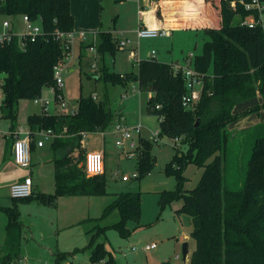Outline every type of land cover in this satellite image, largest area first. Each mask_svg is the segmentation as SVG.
<instances>
[{"label": "trees", "instance_id": "obj_1", "mask_svg": "<svg viewBox=\"0 0 264 264\" xmlns=\"http://www.w3.org/2000/svg\"><path fill=\"white\" fill-rule=\"evenodd\" d=\"M243 1L220 0L221 26L205 28L209 38L193 63L201 81L200 96L188 105L183 99L189 90L182 68L150 57L138 62L137 71L121 74L111 71L104 62L106 55H114L119 49V40L110 30L99 31L96 41L85 44L87 48L96 45L101 55L98 79L105 85L136 81L142 91L152 93L148 113L159 117L158 135L174 140L176 152L167 163L166 173L174 175L177 184L172 190L160 192L159 203L163 209L180 202L175 212L190 216V236L196 246L187 264H264V122L238 127L241 133L238 129L232 132V125L239 126L241 118L264 109V21L253 27L245 23L249 17L257 19L258 11L245 7L250 0ZM0 15H28L32 23L39 22L43 28V34L35 41L27 40L24 47L17 36L0 44L1 109L13 127L19 101L40 97L45 87L55 85V66L67 53L64 40L56 34L73 31L75 17L71 0H0ZM94 94L81 95L74 112L49 113L44 108L42 113L28 117L31 149L38 131L51 129L54 133L55 191L33 192L28 197L13 198L9 206H0L8 214L6 238L0 242L3 260L21 256L18 202L36 200L51 205L60 196L107 193L105 171L92 177L85 173L87 152L82 133L106 131L122 116L116 114L107 96L100 99ZM239 133L252 143L244 176L232 182L226 169L229 148ZM182 144L187 145L186 150ZM152 145V139L141 138L137 177L148 174L156 162ZM189 164L202 168L197 185L191 189L185 188L184 172ZM116 210L120 214L117 222H96L92 227L89 264H120L97 238L109 228L122 237L131 234L129 221L139 222L141 218V192L115 193L99 219ZM71 253L56 252L53 264H64ZM159 264L174 263L166 259Z\"/></svg>", "mask_w": 264, "mask_h": 264}, {"label": "rangeland", "instance_id": "obj_2", "mask_svg": "<svg viewBox=\"0 0 264 264\" xmlns=\"http://www.w3.org/2000/svg\"><path fill=\"white\" fill-rule=\"evenodd\" d=\"M74 2L78 20L79 18L82 20L86 18V10L93 3L98 9H96L97 13L101 12L102 14L104 27H110L112 30L114 26L111 19L115 15H119V18H117L119 25L131 24L132 15H135L136 7L134 2L130 0H102L99 5L97 0H74ZM4 19L13 22L16 30L23 31L26 29L22 15L16 17L0 15V29ZM250 19L251 17L247 18V20ZM82 30L86 32V37L82 42L88 43L96 37L95 32L86 29H76V32ZM204 41H200L198 48L194 43L192 51L196 54L201 53ZM80 42V39H76L74 42L73 57L70 62L74 60L75 55L78 56ZM83 51H85L83 52L84 59L90 60L92 64L102 65L103 61L98 50L90 51L87 48ZM129 53L128 50L119 48L114 55H106L104 61L111 71L125 72L132 70V68L138 70V65L135 64V67H133ZM77 56L75 60H77ZM96 73V70L94 73V69L86 64L83 65L81 70L77 67L70 74L67 73L66 68L63 70L64 85L61 93L67 103L66 109L71 110L74 106L77 107L81 95H88L96 87L98 91L101 90L102 81L99 80L96 84L92 79V74ZM134 87L136 93L133 94ZM120 88L118 86V90ZM128 93L127 99L117 98L112 107H119V110L125 113L123 123L127 127L131 128L141 124L142 135L152 139V154L156 157L152 170L143 177H132L129 181H122V174L127 172L133 174V172L138 171L137 159L128 158L122 149L116 145V133H106L105 137L100 133H89L86 137L88 150H105L107 193L101 195L84 194L78 197L61 196L58 207H51L52 205H44L33 200L28 203L18 202L22 224L20 247L25 264H53L56 252H72L68 255L66 261L70 264H89L90 248L88 245L93 235L92 226L96 222L100 225H109L119 220L118 210L103 220L99 218L102 217L106 206L114 199L115 193L127 190L141 192L142 210L139 222L129 221L128 227L132 232L127 237H122L117 230L109 228L105 234L97 238V241L105 243L120 264H159L167 258L174 264H182L185 262L182 253L183 243L187 242L189 244L191 252L195 249V240L190 236L192 228L190 216L187 213L178 215L175 212V207L180 205V202L163 209L159 203L160 192L162 190H172L177 184L176 177L166 173L167 163L176 152L174 140L167 136H158V140L155 141L154 133L159 131L160 120L158 116L148 113L150 92L142 91L134 83ZM40 97L48 101L47 109L50 113L63 111L61 103L57 101L55 92L51 91V87H45ZM47 104L45 105L47 106ZM247 106L249 105L243 107ZM249 115H252V117L247 118L248 121L244 127L264 122V109ZM234 126L232 125L233 134L237 129L241 133V129L244 128H238L239 126L234 128ZM240 133L238 136L236 135L237 137L234 138L229 148V166L226 169V174L227 177L233 178L232 182H236L237 177L244 176L245 164L252 143L251 139H248L247 136L243 137ZM181 148L186 150L187 145L182 144ZM184 174L187 177L185 188L191 189L197 185L202 174V168L189 164ZM45 181L47 183V180ZM73 211H78L83 215L80 220L74 218L75 223L68 220ZM7 221L8 214L0 209V240L2 241L6 238ZM185 235H188L187 239L184 238ZM151 241L157 243V248L149 251L143 250V246ZM133 246L137 248L136 251L132 249ZM175 254L181 255V257L176 259Z\"/></svg>", "mask_w": 264, "mask_h": 264}, {"label": "crops", "instance_id": "obj_3", "mask_svg": "<svg viewBox=\"0 0 264 264\" xmlns=\"http://www.w3.org/2000/svg\"><path fill=\"white\" fill-rule=\"evenodd\" d=\"M101 1L102 0H97V4L99 5ZM130 1H133L136 7L135 15L134 16L132 15L131 18V22H130L131 24L119 25L117 21L119 15H115L111 19L112 24L114 26L112 30L110 27L108 28L104 27L102 22L103 17L101 16L102 14L101 12L97 13L96 11L97 8L93 3L92 6L86 10V18L84 20L79 18L78 20L76 8H75V2L74 0H71L72 13L75 17L74 30L76 31V29L77 30L86 29L88 31H92L93 33L95 32L96 37L93 38L94 41L97 40L99 31L110 30L115 36H117L118 40L130 39L131 43H129L126 50L130 52L131 49H134L137 52L138 58L140 60L153 57L158 59L159 61L171 63L175 66V68H182L184 70L186 68L194 69L193 67L194 59L200 53L198 54L194 53V51H192V45L195 43L196 47L198 48L200 41L205 40L204 41L205 43L208 40L209 36L205 32V28L208 27L219 28L221 26V17L219 10L220 0H130ZM6 20L7 19H4L3 22ZM3 22L1 25L2 27L0 29V32L5 30L3 26ZM140 26L164 27L169 30V34L167 36H161L156 38H138L137 29ZM145 39L148 40L146 41ZM85 44L87 43H84L82 41L80 42L78 48V56L75 55L74 53L75 55L74 60L72 62L70 61L68 62V65L66 66V70L68 74L74 72L77 67H79L81 70L84 64L92 67V63L90 62V60L84 59L83 52L85 51H83V49H87ZM152 50H155L156 52L154 56H151ZM76 54H77V48H76ZM129 54H130V59L133 63L132 65L133 67H135V64L138 65V62L135 61L133 57H131V53ZM76 56H77V60H75ZM99 66L100 65H97L96 68L92 67L94 69V73L95 70L97 72L94 75L92 74V79L95 81L96 84L99 81L98 79ZM130 71H137V70L132 68V70ZM130 71L119 72V73L124 74ZM1 81H2V75L0 74V82ZM134 83L138 85L136 81L130 82L127 85L117 84V85H108V86L102 82L101 90L98 91L96 87L94 91H92L91 93L97 92L98 94L96 93V97L100 99H103L104 97L107 96L111 102V105H113V102L117 98L118 99L128 98V94H129L128 91ZM118 86L121 87L119 90H118ZM51 91L53 90L51 89ZM134 93H136L135 87L133 88V94ZM151 95L152 93L150 92V96ZM33 101L34 100L31 99L30 100L21 99L19 101L17 117L13 127H12L13 123L10 120V118H8L5 112L0 108V110H2V112H0V206L2 207L9 206L12 204L13 198L10 195V186L13 183L20 181L27 176H31L33 179L34 193L37 192L53 193L55 191V163H54L55 155L51 147L52 138L45 140L42 145H39L38 141L41 139V137L37 135L34 145L31 149V164L29 167L19 166L13 159V142L16 137L15 132L19 130L20 131L19 135L25 136L26 132L28 131L30 132L28 117L31 114L42 113L43 109L45 108L44 104ZM46 107H48V104ZM73 108L76 107L74 106ZM114 109L117 115H121L122 119L125 118V113L123 111H120L119 107L118 108L115 107ZM47 111L49 112L48 109ZM56 113H60V112L57 111ZM251 117L252 115H247L242 119H240L238 122V125L240 124L239 127H244L246 122L248 121L247 118H251ZM142 138H147V137L142 135ZM85 141H86V146H85L86 152L91 151L88 150L87 148L88 142L86 138ZM45 180H47V183ZM69 196L78 197L79 195H69ZM60 198L61 196L58 198L55 204H51L52 205L51 207H58V202H60ZM18 209H19V205H18ZM72 213L73 214L68 219L69 222L71 223H75L74 218L77 219L79 218L80 220L83 216L78 211H73ZM184 238L187 239L188 235H185ZM0 242H2V240H0ZM155 248H157V246ZM180 257L181 255L175 254L176 259ZM188 261L189 260H187V263ZM64 264H70V263L65 262Z\"/></svg>", "mask_w": 264, "mask_h": 264}, {"label": "built area", "instance_id": "obj_4", "mask_svg": "<svg viewBox=\"0 0 264 264\" xmlns=\"http://www.w3.org/2000/svg\"><path fill=\"white\" fill-rule=\"evenodd\" d=\"M244 2L243 0H241ZM235 5V3H232ZM245 7L247 9H255L258 11V18L251 17L250 20L244 21L247 23L250 27L255 26V24L261 23L263 24L264 21V1L263 0H250L249 2L244 3ZM23 22L26 24L25 30H16L14 23L6 20L3 22V26L5 28L4 31L0 32V44H4L5 42L13 40V37L17 36L19 38L20 46L24 47L27 40L35 41L38 37V35L43 34V28L39 22L32 23L30 21V18L28 15H22ZM169 34V30L164 27H149V26H140L137 29V36L138 38H156L161 36H167ZM56 37L59 39L64 40V46L67 50L65 60L59 62L55 66L54 71V79H55V85L50 86L53 92H55V96L57 98V101L61 103V106L63 108L62 112L69 113L74 112V109L68 110L67 103L65 102L64 97L62 96V88L64 85L63 80V70L68 65V62L73 57V44L76 41V39H80L82 41L86 37L85 31H79L76 32L75 30L70 32H57ZM94 41V40H93ZM131 43L130 39H121L118 42V47L121 49H126ZM90 51H96L97 47L96 45H90L88 47ZM131 57L134 58L135 61L139 62L140 59L138 58L137 52L134 49H131L130 51ZM155 50L151 51V56L155 55ZM93 68L97 67V64H92ZM184 74L186 76L187 80V87L189 90V93L183 97L185 104H190L192 102H195L199 96H200V89H201V81L198 79V74L195 71V69L186 68L183 70ZM96 97V94H94ZM3 90L0 87V108L3 106ZM35 102L44 104L45 109L47 110V107L45 104L48 103L47 100L42 99V97H37L34 99ZM157 108L159 105L156 106ZM19 131V130H18ZM15 132L16 137L13 142V159L14 161L22 167H29L31 164V141L32 137L30 132H26L25 136H20L19 132ZM106 133H116V145L122 149L124 154L132 159L136 158L137 162L139 159V155L141 152V138H142V129L141 124H138L135 127H127L126 124L123 123V119H119L112 128L100 132L103 136H105ZM89 133L83 132V145L86 146L85 138L87 137ZM159 131H156L154 133L155 141L158 140ZM37 135L41 137V139L38 141L39 145H42L45 140L53 138L54 133L51 129L47 130H40L37 132ZM84 170L88 177L101 175L105 171V155L104 150L102 149H96L87 151L85 163H84ZM138 171L133 172V174L124 173L122 174V181H129L132 177H137ZM33 179L31 176H27L24 179L17 181L13 183L10 186V195L12 198H23L28 197L33 194ZM157 246L156 242L147 243L143 246V250L149 251L154 249ZM134 251L137 250L135 246L132 247ZM0 264H25L24 257L21 255L19 258L11 259L9 261L3 260L2 256L0 254Z\"/></svg>", "mask_w": 264, "mask_h": 264}, {"label": "water", "instance_id": "obj_5", "mask_svg": "<svg viewBox=\"0 0 264 264\" xmlns=\"http://www.w3.org/2000/svg\"><path fill=\"white\" fill-rule=\"evenodd\" d=\"M198 123V121L196 122V124ZM182 253H183V258L184 261L182 264H187V260L190 256V250H189V244L187 242L183 243V247H182Z\"/></svg>", "mask_w": 264, "mask_h": 264}]
</instances>
